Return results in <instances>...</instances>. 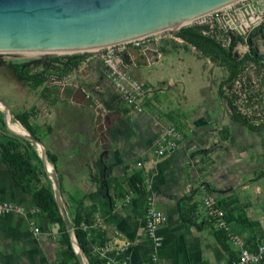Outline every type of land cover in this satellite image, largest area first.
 <instances>
[{
	"label": "crops",
	"instance_id": "1",
	"mask_svg": "<svg viewBox=\"0 0 264 264\" xmlns=\"http://www.w3.org/2000/svg\"><path fill=\"white\" fill-rule=\"evenodd\" d=\"M124 58L131 70L150 64L138 48H130ZM85 64L76 77H66L65 84H59L84 85L87 97L74 92L38 93L30 105L35 113L30 116L33 123L29 131L56 155L65 209L69 217L76 211L82 216L85 242L96 263L124 260L128 264H224L234 258L236 247L227 240L228 249L223 248L216 229L203 223L205 220L196 210L192 217L200 228L180 215L179 205L191 207L199 203L202 195L197 188L201 183H207L225 206L233 232L253 245L264 241V175L258 176L264 171V139L236 144L245 146V151L240 153V159L224 166L218 164L217 152L212 155V166H206L201 157L207 149L206 142L198 135L184 139L179 136L174 150L158 156L157 141L165 136L169 125L159 122L158 115L152 120L148 113L141 115L127 109L118 94L104 83L102 65L95 68L90 59ZM47 79L58 83V78ZM11 83L4 91L10 110L16 109V99L22 93V83ZM45 86L44 83L42 90ZM153 94L147 93V98H154ZM158 94L163 101L167 99L162 109L173 113L187 112L214 97V93ZM6 136L0 127V142H5ZM236 152L228 154L235 156ZM140 159L145 162L144 168L136 165ZM135 173L143 178L144 189L127 202L124 194ZM147 191L165 215L153 235L147 233L143 221ZM188 196L192 198L185 199ZM0 200L20 203L27 209L35 207L31 194L1 162V146ZM35 226L40 227V233L34 231ZM65 249L62 226L51 221L48 214H0V264H60Z\"/></svg>",
	"mask_w": 264,
	"mask_h": 264
},
{
	"label": "rangeland",
	"instance_id": "2",
	"mask_svg": "<svg viewBox=\"0 0 264 264\" xmlns=\"http://www.w3.org/2000/svg\"><path fill=\"white\" fill-rule=\"evenodd\" d=\"M248 6L255 8L252 13H249V17H253L255 20L245 26L244 29L238 26L240 21L236 25H233L231 23L232 14L240 12L235 16L240 18L243 10ZM186 27L198 28L204 34L214 37L232 55L238 58L245 55L251 57L242 66L234 82L226 84L223 91L226 95H232L237 109L252 122L255 124L264 122V0H236L179 28H168L150 34L149 40L156 41V43L149 45L148 55L151 58L149 65H137L131 70L130 63L124 58L132 76L140 83H143L144 87L151 88V91L147 93H154V98H145L143 111L138 113H141V115L148 113L151 115L152 120L158 115L159 122H163L162 124H165V126L171 123L175 131L180 134V139H184L186 136H201L204 138L207 147L204 150L205 153L201 156L204 159L202 161L206 166L211 167L215 161L212 155L217 152L218 164L224 166L230 163V161H235L237 158L240 159V153L245 151V146L237 147L236 144L239 146L245 141H253L256 138L257 140L259 138L264 139V131L259 133L252 132L242 124L231 119L228 98L219 92V83L227 78L228 67L222 62L212 61L194 45L179 37L177 33ZM88 52L89 54L85 58L62 76L68 78L72 76L76 77L80 66L86 65L85 63L88 62V59L95 63V68L102 65L103 61H97L96 50ZM77 53L83 52L47 54V56L64 57ZM43 55L45 54L2 55L0 56V60L22 62ZM41 70V66H33L30 68V73L36 74L39 78ZM9 76L13 77L10 73ZM47 77H42L44 79L39 84H36L34 81L20 84V91L22 93L16 99V109L11 110L8 107V95L4 93L5 87H2L0 77V97L7 108L5 111V108L0 106V127L5 132V135L9 137V140L25 137L13 131L6 114L10 115L12 121L20 123L19 117L23 116L26 124L22 125L27 130V133H31L29 128L32 127L33 120L30 116L35 113V109L30 107V105L33 102L32 98L37 97L38 93H43V91L47 93L74 92L87 97L84 85L83 88L80 84H68L66 87H63L59 82L55 83L56 85L51 83L52 81L47 79ZM44 83L46 86L42 90L41 87ZM48 85L54 86L50 87ZM158 93H214V97L207 99L205 104L187 112L173 113L171 110L162 109L167 99L163 101V99L159 98ZM121 102L123 103V101ZM122 103H120L121 106ZM126 107L131 110L127 105ZM15 110L18 112L13 113ZM7 136L4 138L5 141L8 140ZM235 149L237 150L235 156L228 154ZM23 151L29 155L40 176L41 181L39 183L34 181L32 184L33 188L44 184L53 189V181L43 168L37 145L31 141V147ZM50 165L53 166L52 163ZM53 170L56 171L54 166ZM219 202L222 204L220 200ZM70 224L72 234L74 235L72 221ZM88 250L90 251L89 247ZM91 258V264H99L96 263L93 256Z\"/></svg>",
	"mask_w": 264,
	"mask_h": 264
},
{
	"label": "water",
	"instance_id": "3",
	"mask_svg": "<svg viewBox=\"0 0 264 264\" xmlns=\"http://www.w3.org/2000/svg\"><path fill=\"white\" fill-rule=\"evenodd\" d=\"M236 0H0V55L104 47L172 28ZM72 58L82 60L89 52ZM47 55L31 63L44 62ZM58 77H61L58 76ZM0 103L4 105L0 97ZM5 111L7 108L5 107ZM39 149L44 170L80 264H91L72 234L56 171L49 168L47 147L35 135H22ZM52 170V171H51Z\"/></svg>",
	"mask_w": 264,
	"mask_h": 264
},
{
	"label": "built area",
	"instance_id": "4",
	"mask_svg": "<svg viewBox=\"0 0 264 264\" xmlns=\"http://www.w3.org/2000/svg\"><path fill=\"white\" fill-rule=\"evenodd\" d=\"M239 13H233L232 17L237 16ZM149 36L150 35H146L129 41L107 45L96 50V54L100 61H103L101 76L104 83L118 94L121 101L136 112L143 111V102L147 97V92L151 89L144 87L143 83H140L132 76L128 64L124 61V56L130 48H138L146 56L147 62L151 63V58L148 55L149 45H154L156 41H150ZM56 78H58V82L61 84H65L67 81L66 76ZM166 129L165 136L160 138L156 144V153L158 156L168 154L174 150L177 144L175 139L180 136L172 125H169ZM144 163L145 162L141 159L136 161V165L139 168H144ZM143 189L144 187L142 190ZM197 190H199L202 197L196 206V213L205 221L209 222L214 229L224 232L227 236V240L236 247L235 257L224 264H264V241H260L253 245L242 235L232 231L230 222L226 217L227 210L225 206L221 204L219 199L211 192L207 183H201ZM135 193L137 192L130 187L128 192L124 194L125 201L128 202ZM38 211L40 210L36 206L27 209L20 203L0 200L1 215L15 214L28 216ZM143 215L144 227L149 235H153L154 230L165 221V215L161 210L157 209L150 191L146 192V205L143 210ZM34 231L40 233L41 229L39 226H35ZM112 264H128V262L124 260H112ZM155 264L160 263L156 262Z\"/></svg>",
	"mask_w": 264,
	"mask_h": 264
},
{
	"label": "trees",
	"instance_id": "5",
	"mask_svg": "<svg viewBox=\"0 0 264 264\" xmlns=\"http://www.w3.org/2000/svg\"><path fill=\"white\" fill-rule=\"evenodd\" d=\"M177 35L187 42L194 45L205 56L209 57L212 61L222 62L228 67V76L219 83V92L225 96L223 88L226 84L234 82L238 74L241 71L242 66L251 59L249 55H245L238 58L231 54V52L214 37L204 34L200 29L194 27H186L181 29ZM81 60H77L78 63ZM19 77L23 81H34L36 84L44 79L37 77L36 74L30 73L29 69H26L23 74H19ZM228 98V106L231 110V119L235 122L246 126L252 131H264V122L254 123L244 114H242L235 105V100L232 95H226ZM22 124H26V120L23 116L19 117ZM34 135L33 131L30 130ZM9 140V139H8ZM5 142H0L1 146V162L4 163L12 174L14 180L19 183L25 192L30 193L33 203L39 208L40 212L48 214L49 218L53 222H58L62 226V237L66 244V249L63 251V259L60 264H80L77 254L73 249L70 235L66 230L63 218L58 210L53 189L49 186L42 184L37 188H33L32 184L35 181L39 183L40 176L38 170L33 165L31 158L21 148L28 149L31 147V141L25 138H16ZM47 159L56 170L57 157L55 154L47 151ZM41 161V159H40ZM42 163V162H41ZM264 171H261L258 176H263ZM130 186L136 191L140 192L143 188V178L138 173L133 174L130 177ZM192 196L185 197V199H191ZM81 203L79 202V206ZM196 206L181 207L179 205L180 215L185 220H190L196 224L197 227H201L195 219L192 217L195 212ZM68 214V213H67ZM227 220L229 221L230 219ZM69 220L73 223V231L80 247L84 250L92 263L90 251L85 242V231L81 227L82 216L79 211H76L74 215L69 217ZM203 223L207 221H202ZM209 223V222H207ZM216 238L223 248L228 249L227 236L220 230H215Z\"/></svg>",
	"mask_w": 264,
	"mask_h": 264
},
{
	"label": "flooded vegetation",
	"instance_id": "6",
	"mask_svg": "<svg viewBox=\"0 0 264 264\" xmlns=\"http://www.w3.org/2000/svg\"><path fill=\"white\" fill-rule=\"evenodd\" d=\"M74 55L75 54H70L64 57L48 56L44 62L40 63H31L33 59H28L22 62L0 60V77L2 87H10L12 81L18 83L24 82L20 79L19 74H23L26 69L30 70V68L33 66L42 67L41 73L39 75L40 77L48 76L47 78L52 77L53 79L60 75L62 76L65 72L73 69L75 65H77L76 61L78 59L72 58ZM8 72L13 75L12 78L9 76Z\"/></svg>",
	"mask_w": 264,
	"mask_h": 264
},
{
	"label": "bare ground",
	"instance_id": "7",
	"mask_svg": "<svg viewBox=\"0 0 264 264\" xmlns=\"http://www.w3.org/2000/svg\"><path fill=\"white\" fill-rule=\"evenodd\" d=\"M255 10V8L253 7V6H248L246 9H244L243 10V12H242V14H241V17L240 18H237V17H232L231 18V23L233 24V25H236L237 24V22H239L240 24L238 25L241 29H244L245 28V26H247L249 23H251V22H253L255 19L252 17H248V15H249V13H251V12H253ZM210 13V12H209ZM209 13H207V14H209ZM204 15H206V14H204ZM204 15H201V16H204ZM201 16H199V17H201ZM199 17H196V18H199ZM239 17V16H238ZM196 18H193V19H189V20H186V21H184V22H182V23H180V24H178V25H175V26H173L172 28H179L180 26H183L184 24H186V23H188V22H190V21H192V20H194V19H196ZM244 20H245V22H244ZM100 47H96V48H87V49H84V50H68V51H50V52H43V53H38V54H45V55H47V54H66V53H73V52H79V51H91V50H97V49H99ZM33 55H37V54H33ZM0 56H2V55H0ZM0 106L1 107H4V105L2 104V103H0ZM6 116L8 117V121H9V123H10V125H11V127H12V129H13V131L15 132V133H17V134H20V135H26V134H28L27 133V130L25 129V127L22 125V123H20V122H18V121H16V122H14V121H12L11 120V117H10V115L8 114H6ZM49 168L51 169V165L49 164ZM52 171V170H51ZM49 176V175H48ZM49 177H51V176H49Z\"/></svg>",
	"mask_w": 264,
	"mask_h": 264
}]
</instances>
